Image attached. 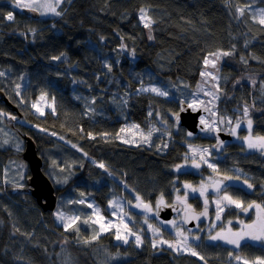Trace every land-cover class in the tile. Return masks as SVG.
Masks as SVG:
<instances>
[{
	"label": "trees",
	"instance_id": "16d2710c",
	"mask_svg": "<svg viewBox=\"0 0 264 264\" xmlns=\"http://www.w3.org/2000/svg\"><path fill=\"white\" fill-rule=\"evenodd\" d=\"M253 1L62 0L60 17L43 19L40 15L33 19L16 10L11 0H0V91L18 107L21 119L28 124H16L15 130L33 138L38 147L40 136L36 129L51 132L63 137L66 144L79 147L88 159L82 168H76L65 187H56L57 196L60 190L64 191L62 196L89 195L106 216L118 214L117 219L132 225L135 232L148 233L137 224L139 207L135 205L137 211L129 207L125 211V202L118 199L126 194L130 200L127 204H133L137 196L147 203L166 194L170 201L168 194L174 187L197 183L200 178L187 169L176 170L184 167L187 154L185 139L177 133L172 138L178 141L156 139L149 145L135 146L120 141V130L130 119L148 126L155 118L149 115L150 109L176 114L182 103L132 95L128 98L127 118L120 110V102L113 103L101 94L108 86L105 79L110 74L114 75L112 88L118 91L125 86L130 91L137 90L138 83L146 82L147 71L160 79L180 78L194 87L207 55L232 52L221 65L218 111L235 116V100L242 105L252 102L251 110L256 114L253 136H264V25L253 19V14L238 12ZM256 4L264 7V0ZM141 9L152 21V43L141 23ZM9 12L14 14L11 21L6 18ZM121 46L138 57L131 67L132 78L126 64L118 62L123 56ZM62 56V61L53 59ZM106 63H110L109 69ZM227 92L231 93L229 97ZM40 94L54 100L55 112H32L31 105ZM0 109L7 110L2 105ZM196 139L212 144L209 139L193 136L192 140ZM90 160L97 165L103 163L106 170L92 167ZM215 161L224 176L234 179V168L249 175L248 182L253 187H232L230 194L234 199L244 206L253 201L264 204L262 152H248L244 145L230 143ZM113 202L118 207H111ZM54 211L45 213L28 193L5 196L0 192V264H65L58 257L63 249L76 264H95L90 257L82 260L80 255L86 257L85 247L94 252L98 246L111 256L107 264H238L232 259L237 254L249 262L264 257V245L242 244L239 251H234L224 245L219 248L206 237L194 242L199 256L171 249L158 251L149 238H144L140 247L132 242L122 244L115 241L114 232L99 235L92 224L79 223L85 231L77 227L63 230L56 223ZM236 216L235 212L224 213L219 228L231 227L235 231L236 221L251 220V214L248 218ZM228 221L232 223L229 225ZM94 235L98 238L92 239ZM85 241L91 243L83 246Z\"/></svg>",
	"mask_w": 264,
	"mask_h": 264
},
{
	"label": "rangeland",
	"instance_id": "374dc122",
	"mask_svg": "<svg viewBox=\"0 0 264 264\" xmlns=\"http://www.w3.org/2000/svg\"><path fill=\"white\" fill-rule=\"evenodd\" d=\"M14 3V7L16 10L21 11L23 9L27 8H17L15 6V0H11ZM259 0H254L253 2L249 3L247 6L244 7L245 12H249L253 14L256 17V20H259V10L264 9V7L258 6L256 2ZM40 3H50L53 4L54 6L56 5V0H40ZM62 4L59 3L58 6H56V11L59 12L60 5ZM37 11L41 13H46V14H41V17L43 19L47 18H54L57 17V15L53 14L50 10L46 8H40ZM14 16V14H13ZM60 17V15H59ZM144 25V21L141 22ZM152 37L151 39L149 37ZM146 38L147 40L152 43L154 41V36H153V31L151 28H146ZM119 51L123 56L118 60L120 62V65H123L124 63L127 66V71L132 78V70L131 67L136 63L138 57L135 55V53L129 49H127L125 46H121L119 48ZM114 57V56H113ZM226 56L221 55L219 58H217L216 55L209 54L207 55V58L210 62H215V67L212 66V63H209L207 66L204 64V68L202 72H208L211 73L212 76H215L216 79L213 80L212 76H200V80L197 83L196 86L191 87L188 86L184 80L177 78V80H168V79H160L155 76L154 73L151 71H147V80L146 82H140L137 85V90H128L127 86L124 87L122 91H118L114 88H112V81H113V74H110L109 76L106 77L105 81H108V86L105 89L101 90L102 96H105L109 98L113 103H121L122 107L120 110L124 112L125 117H129L128 114V98L132 95H150L151 97H160L165 100H178L181 103H187L193 110H197L200 107L207 106L208 107V113L203 115V119L205 120V124L208 127L209 130H214L218 129L219 131H224L228 133H232V130H235V143L233 144H241L246 147L248 152H254L256 151L257 153H260L261 151H257L255 149H248L247 148V143L244 141L243 138H241V135L248 136L249 132L247 129V122L243 123L244 120H248L249 118L252 120V128H251V136L253 138L257 136H253V127H254V119H255V112L251 110V104H245L242 105L240 102L235 100V108L234 110H237L235 113V116L229 117L228 114L224 113L222 110L218 111V101L221 97V92L219 90V80H220V70H221V65L224 61V58ZM64 60V57L62 56L59 61ZM109 64L106 63V67L109 69ZM113 65V64H112ZM201 72V73H202ZM131 73V74H130ZM254 80H251L253 83ZM74 85H77V83H73ZM215 85V87H214ZM159 88L162 91H166L167 95L166 96H160L157 95L154 92L151 91H142L144 88ZM213 95L218 96L219 99H213ZM231 95L230 92H227V97ZM44 97L41 99V97ZM226 97V98H227ZM36 104L38 108H40L44 114L46 111H52L54 108V100L50 99L46 94H41L38 96V98L32 103ZM31 105L32 112L36 115H40V112L37 111L36 108H33ZM51 105V107H49ZM244 107H248L249 109V116L245 117L243 114V109ZM240 111V112H239ZM149 113H151L152 116H155L154 120L150 122L148 126H142L140 124H137L134 122L132 119L127 121L122 128L126 129V131L121 132V136L119 137L120 141L126 145H149L150 143L154 142L156 139H163L165 140H173V141H178L177 139L172 138L173 133H177L179 137H184L185 141L184 143L187 146V154L184 155L185 160L183 161V166L181 167L179 172L184 171L187 169L189 172L192 171L195 174H198L201 176V184L198 185L196 188H200V186L205 184V193L208 191H215V185L219 181H214V187L209 189L208 187V178H211L215 173H219V171L215 170L213 171L212 168H209L207 164L203 163V161L200 159L201 154L204 155V158L208 161V163H211L215 166L216 169H219V165L215 161V157H219L218 153L214 150V147L212 144L206 141H202L200 139L192 140L194 134L191 132L187 131L184 129V132H181V128L177 127L173 119L175 118V114L172 113H159L154 109H150ZM12 113H10L8 110H3L0 109V192H2L5 196H9V187H24L26 180L28 178L29 174V166L26 162L21 160L16 156L19 152L23 151L24 148V141L21 137V135L15 130L12 129L11 127L8 126L7 122L8 119L11 117ZM15 120L17 121V124H24L25 127L28 126L27 122L24 121L23 119L19 118L18 116H14ZM223 121V123H221ZM228 121H231L229 123ZM240 121V127H236V122ZM132 125H139L138 129L132 128ZM211 125V127H209ZM155 128L156 131L152 132V136L150 138V143H143L141 142L143 137L140 135L141 132L144 134H147L149 131H152V129ZM36 132L40 136L39 140V150L38 153L40 156L43 157L45 161V167L43 168L45 173L49 176L51 181L53 182L54 185L59 186L62 184H67L68 179H65L64 176L68 175V173L72 170L76 172V168L78 167L79 169L83 167L84 163L88 160L85 152L82 151L79 147L74 144H66L67 141L63 137H59L57 135H54L51 132L36 129ZM191 133V135H188ZM124 141H129V142H124ZM53 143L52 146L49 145V143ZM183 144V145H185ZM230 148H232V145H230ZM9 149L11 150V153L9 154ZM77 149V151H76ZM204 149H207V152H203ZM223 152L228 149V145H223L219 148ZM6 151V152H4ZM6 160H5V159ZM195 160L196 163L200 164L199 168L193 167V161ZM90 165L94 168H100L105 171L106 165H104V168L99 167L94 161L90 160ZM107 168V167H106ZM206 169L203 170V169ZM81 172V170H79ZM78 171V173H79ZM235 175H234V182H238L241 186L246 188L247 190L250 189L248 188L247 184L244 183V181L248 182L249 175L244 173L242 170L234 168ZM77 173V175H78ZM191 173V172H190ZM239 177V179H237ZM204 178V179H203ZM187 184V183H185ZM185 184L181 186V188H185ZM222 183L219 182V186ZM224 184V183H223ZM249 184V182H248ZM224 185H221V191L217 193L215 197H210L211 198V203L214 208V217L209 221L208 225L205 227L204 232H195L191 231L189 232L190 229L185 227L182 219H175L173 221L176 222V226L173 227L170 222H164L163 220L159 219L157 217L156 211L157 207L161 205L164 202L161 203V198L158 197L155 199L153 203H141L142 201L139 199L137 200L136 198L134 199L133 204H127L125 203V211H127L128 207L132 210L135 209V205L140 204L141 206L137 209L139 211V217L137 220V224L141 230L145 229L150 237L149 240L151 241L152 245L153 243L156 244V248L158 251L162 249H171L176 253L179 254H191L186 248L181 251H176L172 248L168 247L167 243H161V241H168L169 243H176L177 241H180L183 239V237H178L176 236V231L177 228L181 229L183 231L184 236H187L188 243L192 246L194 249L195 244L194 242H197L198 240L192 239L194 235H198L200 238L206 237L210 243L218 244L221 246H227V248H230L234 251H239V249H236L233 245L231 244H225L223 241H212L208 239L209 235H215V232L217 229H220L219 225L222 222V217L224 213L226 212H235L237 215L241 212L240 209L235 208L234 206H228L225 207V210L221 213V220L217 221L215 219V207L216 201H221V206H225L227 204V201H222L221 197L224 195ZM187 192H189L191 195H199V192L193 193L191 189L185 188ZM74 191H77L74 189ZM231 188L228 189L227 193L228 195L231 196L230 194ZM64 191L60 190L57 198L61 197ZM83 193H77L76 196H62L60 199L58 207L55 209V218H56V223L58 222L59 225L62 226L63 230L70 231L74 229L75 227L79 228V223H84L85 220H88L87 224H83V226H87L88 224L95 225L97 227L99 235L106 234L108 232H116L117 228L120 231V234L122 237H125L127 239V243L132 242L136 246L137 244L135 243V236L128 234L127 230L124 228V223H121L117 218H120L118 214H113V217L106 216L101 208L98 206L96 201L89 195H82ZM57 195V194H56ZM203 199V196H200ZM232 197V196H231ZM123 201V199H118V201ZM79 201H83V203H79ZM124 202V201H123ZM91 204L92 207H88V205ZM148 205L150 207V211L146 210L143 205ZM136 210V211H137ZM62 213L65 216L64 221H60L57 219V213ZM98 213V215H97ZM251 218H253V213L250 211ZM247 213V214H249ZM80 217L79 220H76L75 223L72 224L70 228H65V224L70 222V218L73 217ZM126 216V215H125ZM100 217H103V223L107 225L109 221L112 222L114 225L110 230L108 231H99V224L98 223H93L94 221H97ZM126 217H130V215H127ZM121 218H123L121 216ZM147 220V223L145 222ZM250 222V221H249ZM245 223H248L245 221ZM128 224V223H127ZM215 224L216 227L212 228L211 226ZM149 225H152V228H149ZM133 233H136L137 235L140 236L142 243L137 246L140 247L143 242L144 238L143 235H140L139 233L135 232L132 229V225H128ZM241 227V225L238 224L236 227L237 230ZM83 231L85 229L79 228ZM153 229H158V232H155ZM192 230V229H191ZM200 230V229H199ZM210 233V234H209ZM116 242L122 243V244H127L124 243V240H115ZM243 242V241H242ZM241 242V244H242ZM91 242L87 243V246ZM254 245H264L259 242H254ZM85 250L87 251L86 257H83V255H80V258L82 260H86L87 257H90L91 261H95V264H107L108 262L111 261V256H109L106 251H100V246L94 249V252L90 250V248L85 247ZM195 250V249H194ZM58 257L61 260H65V264H76L75 259L67 253L64 249L61 250L58 254ZM246 259V258H245ZM236 263L239 264L238 261Z\"/></svg>",
	"mask_w": 264,
	"mask_h": 264
},
{
	"label": "snow or ice",
	"instance_id": "6c2138e0",
	"mask_svg": "<svg viewBox=\"0 0 264 264\" xmlns=\"http://www.w3.org/2000/svg\"><path fill=\"white\" fill-rule=\"evenodd\" d=\"M62 0H56V5L54 6L53 4L50 3H40V0H15V6L17 8H27L30 11H37L40 8H46L48 10H50L53 14L59 16L61 15L60 12L56 11V6L59 5V3H61ZM238 12L243 15L244 14V9L243 8H239ZM41 14H46V13H41ZM7 20L11 21L14 19V16L11 12H9L7 14ZM140 19L142 21H144V27L149 28L151 25V18L147 16V13L144 11V9H141V16ZM253 19H256V17H253ZM258 23H260L261 25H264V9H260L259 10V20ZM150 39L152 38L151 36L149 37ZM232 52H223L222 55L224 56H228V55H232ZM212 55H216L217 58H219V56L221 55V53H214ZM53 59H60L59 57H54ZM241 60L243 62L244 58L241 57ZM209 63H212V66L215 67V62H210L208 59L204 60V64L207 66ZM0 75H3V73H0ZM202 76H212L211 73L208 72H202L201 73ZM212 79L215 80L216 77L212 76ZM255 82L253 81V84ZM215 87V85H214ZM142 91H151L156 93L157 95L160 96H166L167 92L166 91H162L159 88H144L142 89ZM44 97L42 96L41 99H43ZM213 99H219L218 96L213 95ZM93 103H95V101H92ZM33 108H36L38 112H40V115H44V112L37 107L36 104L32 105ZM49 107H51V105H49ZM53 112H55V108L52 109ZM243 114L245 117L249 116V109L248 107H244L243 109ZM149 115H151V113H149ZM202 124L205 123V120L203 119V117H201V121ZM229 123H231V121H228ZM221 123H223V121H221ZM240 121L236 122V127L239 128L240 127ZM132 128L138 129L139 125H132ZM209 127H211V125H209ZM251 128H252V120L249 118L247 120V129L249 132L248 136L243 137L244 141L247 143V148L248 149H255L257 151H261L262 154H264V136H257L255 138H253L251 136ZM214 130H218V129H214ZM121 132L126 131V129L122 128L120 130ZM156 131L155 128L152 129V131H149L147 134H144L143 132L140 133V135L143 137L142 141L143 143H150V138L152 136V132ZM232 134L235 135V130H232ZM188 135H191V133H189ZM124 142H129V141H124ZM73 147H75V145H73ZM166 147V145H165ZM203 152H207V149H204ZM200 159L203 161V163L207 164L209 168H212L213 171L216 170L215 166L211 163H208V161L204 158V155L201 154ZM99 167L104 168L103 164H100ZM193 167L195 168H199L200 164L196 163L195 160L193 161ZM106 170V169H105ZM177 171H179V167H177L176 169ZM227 179H231V177H227ZM237 179H239V177H237ZM244 183L247 184L248 188H252L253 185L252 184H248L247 181H244ZM185 188H189L191 189V191L193 193L199 192L200 196H204L205 195V185H201L200 188H195L192 185L189 184H185ZM215 191L217 193H219L221 191V188L219 186V182H217V184L215 185ZM83 195V194H82ZM137 200H139V196L136 197ZM177 200L180 201L183 205H184V214H185V221L187 222L188 220H197L199 221L200 217H207L208 216V200L207 198H205L204 200V208L203 211L200 213H196L194 209H192V206L187 204V196L181 198L179 196H177ZM222 201H227V204L225 206H221V201H216V207H215V219L217 221L221 220V213L225 210V207L228 206H234L235 208H238L241 210L242 213L247 214L250 211L253 213V218H251L250 222L245 223L244 220H238L237 223L239 225H241V227L238 230H233L231 227L228 228H224L223 226H221V229L219 231H217L215 233V235H209L208 239L212 240V241H223L226 244H231L233 245L236 249H239L241 247V242L242 241H254V242H259L261 244H264V204H258L255 201L248 203L247 206H244L243 202L237 199H234L233 197H231L230 195L227 194V189H224V195L221 197ZM163 202V198H161V203ZM79 203H83V201H79ZM143 203V202H141ZM141 205L138 204L136 205V207H140ZM144 208L146 210H151L150 207L148 205H143ZM88 207H92L91 204L88 205ZM111 207L115 208L118 207V205L113 202L111 204ZM115 214V213H113ZM57 219L60 221H64L66 218L62 213H57ZM98 215V213H97ZM80 217H73L70 218V222L65 224V228H70L72 226L73 223H75L76 220H79ZM103 217H100L97 221H94L93 223H98L99 224V231L103 232V231H108L110 230L114 225L112 224L111 221H109L106 224H104L103 222ZM145 222L147 223V220H145ZM85 224L88 223V220L84 221ZM121 223H124V221L122 220ZM172 224L173 227L176 226V222L175 221H171L170 222ZM232 223V221H228V224L230 225ZM198 226V225H197ZM212 228H215L216 225L213 224L211 226ZM124 228L127 230L128 234L130 235H134L135 236V243L137 244V246H139L142 241L139 235H137L136 233H133L131 231L130 228H128V224L124 223ZM149 228H152V225H149ZM155 232H158V229H153ZM17 231H19L17 229ZM77 231H79V229H77ZM192 230L190 229L189 232H191ZM176 236L178 237H183L182 240L177 241L176 243H169L168 241H161V243H167L169 248H172L176 251H181L184 250V248H186L191 255L193 256H199V253H197L192 246L188 243V237L184 236L183 231L179 228H177L176 231ZM98 236L94 235L92 237V239H97ZM115 238L117 240H124V243H127V239L125 237H122L120 234L119 229L117 228V231L115 232ZM192 239L194 240H199L200 237L198 235H194L192 237ZM88 241H85V243H87ZM153 247H156V244L153 243ZM200 259H204L202 256L200 257ZM232 259L236 260L239 262V264H264V257H257L254 261L249 262L247 259L243 258L240 255H235L234 257H232ZM205 264H207V262L205 261Z\"/></svg>",
	"mask_w": 264,
	"mask_h": 264
},
{
	"label": "water",
	"instance_id": "95a60500",
	"mask_svg": "<svg viewBox=\"0 0 264 264\" xmlns=\"http://www.w3.org/2000/svg\"><path fill=\"white\" fill-rule=\"evenodd\" d=\"M23 13L33 19H39L40 13L38 11H30L29 9H23ZM0 105L8 109L13 114L22 116L16 105L10 102L4 92L0 91ZM207 107L200 108L199 110H193L187 103H182L179 108V112L176 113L173 119L174 124L177 127L185 128L187 131L207 138L215 142L214 147H218L221 143H231L234 141V136L222 134L215 130H208L206 124H202L201 116L207 114ZM244 121L243 123H246ZM8 125L11 128H16V122L13 117L8 119ZM26 142L25 150L21 154H17V157L25 161L30 169V176L26 181L27 187L25 188H12L9 190L11 195H18L22 192L29 193L39 205V207L45 212H53L56 207L57 195L55 193L54 184L49 176L43 171V159L38 153V145L33 138L28 135L23 136ZM214 179L222 181L225 184L229 183V179L222 175H215ZM182 211L180 204H174L172 206L161 205L158 208L157 215L164 221L170 220L174 215L179 214ZM201 210H195L196 213L202 212ZM211 218V209L208 208V216H201L199 221L188 220L184 223L189 228H196L200 223H205Z\"/></svg>",
	"mask_w": 264,
	"mask_h": 264
},
{
	"label": "flooded vegetation",
	"instance_id": "af4514ba",
	"mask_svg": "<svg viewBox=\"0 0 264 264\" xmlns=\"http://www.w3.org/2000/svg\"><path fill=\"white\" fill-rule=\"evenodd\" d=\"M229 143H222V144H220L217 148H215L214 146V150L216 151V153H218V155H220L221 153H223V151L222 150H220L219 148L221 147V146H225V145H228ZM212 145H213V143H212ZM217 171H219L218 169H216ZM215 174H217V173H215ZM214 174V175H215ZM214 175L211 177V178H208V180H207V182H208V187H209V189H211V188H213L214 187V181H216L215 179H214ZM204 179V178H203ZM201 176H200V178H199V180H198V182L197 183H191V182H189L188 184L189 185H192L193 187H197L198 185H200L201 184ZM234 179L231 177V179H229V183L228 184H225V186H224V188L225 189H227V193H229L228 192V189L229 188H231V190H232V187H236V186H241L238 182H234V183H232V181H233ZM218 181V180H217ZM220 183H222L221 185H224L223 184V182L222 181H219ZM175 183H177V179L175 180ZM205 185V184H204ZM220 185V186H221ZM248 190H250V189H248ZM217 195V193H215L214 191H208L207 193H205V195L203 196V199L200 197V196H198V195H191L189 192H187V190L185 189V188H181V186H177V187H174L172 190H171V192L168 194V198H169V200L170 201H167V199H166V197H167V195L165 194V195H162V198L164 199V202L161 204V205H164V206H172V205H174V204H180L181 206H182V211L178 214V215H175V216H173L169 221H167V222H171V221H173V220H175V219H182V221H183V223H184V216H185V214H184V205L180 202V201H178L177 200V196H179V197H181V198H183V197H185V196H187V204H189V205H191L192 206V209H194V210H201V209H203L204 208V200H205V198H207V200H208V208H210L211 209V219H212V217H214V208H213V205H212V203H211V198L210 197H215ZM156 199H157V197H156ZM155 201V200H154ZM154 201H152V202H147V203H153ZM256 202V201H255ZM256 203H258V204H262V203H260V202H256ZM161 205H159V206H161ZM159 206L157 207V211H156V214H157V212H158V208H159ZM250 214V213H249ZM249 214H244V213H242V212H240L236 217L237 218H240V215L241 216H243V218H248V215ZM242 218V219H243ZM210 219V220H211ZM236 219V218H235ZM210 220H208L207 222H205V223H200L199 225H198V227L195 229V230H199L200 229V231L201 232H204L205 231V227L208 225V223H209V221ZM235 223H237V221L235 222ZM238 224V223H237ZM184 225H185V223H184ZM217 232V231H216ZM215 232V233H216ZM242 244H244V245H253V241H247V240H245V241H243L242 242ZM241 244V245H242Z\"/></svg>",
	"mask_w": 264,
	"mask_h": 264
},
{
	"label": "bare ground",
	"instance_id": "6f19581e",
	"mask_svg": "<svg viewBox=\"0 0 264 264\" xmlns=\"http://www.w3.org/2000/svg\"><path fill=\"white\" fill-rule=\"evenodd\" d=\"M203 107H207V106H203ZM203 107H200V108H203ZM200 108H199V109H200ZM199 109H197V110H199ZM207 109H208V107H207ZM207 113H208V112H207ZM216 131H218V132H220V133H222V134L232 135V136H234V139L236 138V136L233 135L232 133H228V132H224V131H219V130H216ZM186 147H187V146H186ZM5 160H6V159H5ZM74 174H75V172L71 170V171L68 173V175H65V176H64V178L70 180L71 177H72ZM66 185H67V184H62V185H59V186L54 185L55 193H56V187H60V188H61V187H65ZM124 197H125V198L122 197V198H123V201H124L125 203H129L130 200H129V198L127 197L126 194H124ZM60 199H61V198H57L55 209L58 207L59 202H60ZM126 201H127V202H126ZM55 209H54V210H55Z\"/></svg>",
	"mask_w": 264,
	"mask_h": 264
},
{
	"label": "crops",
	"instance_id": "0c3cea01",
	"mask_svg": "<svg viewBox=\"0 0 264 264\" xmlns=\"http://www.w3.org/2000/svg\"><path fill=\"white\" fill-rule=\"evenodd\" d=\"M101 164H103V163H101ZM29 173H30V169H29ZM30 176V175H29ZM29 176H28V178H29ZM210 234V233H209Z\"/></svg>",
	"mask_w": 264,
	"mask_h": 264
}]
</instances>
